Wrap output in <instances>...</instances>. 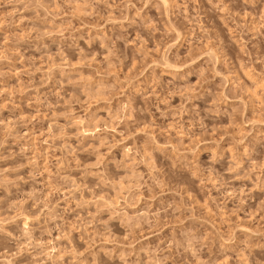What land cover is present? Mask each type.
I'll return each instance as SVG.
<instances>
[{
  "label": "clouds",
  "instance_id": "1",
  "mask_svg": "<svg viewBox=\"0 0 264 264\" xmlns=\"http://www.w3.org/2000/svg\"><path fill=\"white\" fill-rule=\"evenodd\" d=\"M0 264H264V0H0Z\"/></svg>",
  "mask_w": 264,
  "mask_h": 264
}]
</instances>
